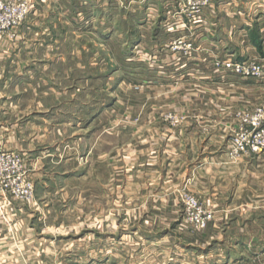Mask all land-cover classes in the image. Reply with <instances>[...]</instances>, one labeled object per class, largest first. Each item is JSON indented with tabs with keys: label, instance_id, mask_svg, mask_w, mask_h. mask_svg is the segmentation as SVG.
<instances>
[{
	"label": "rangeland",
	"instance_id": "1",
	"mask_svg": "<svg viewBox=\"0 0 264 264\" xmlns=\"http://www.w3.org/2000/svg\"><path fill=\"white\" fill-rule=\"evenodd\" d=\"M0 44L19 144L0 151L21 154L34 182L42 264H224L206 260L223 251L205 234L225 226L191 191L202 151L188 136L227 112L208 149L264 154V120L243 122L264 79L217 67L264 59V0H0ZM227 103L240 108L213 110Z\"/></svg>",
	"mask_w": 264,
	"mask_h": 264
},
{
	"label": "crops",
	"instance_id": "2",
	"mask_svg": "<svg viewBox=\"0 0 264 264\" xmlns=\"http://www.w3.org/2000/svg\"><path fill=\"white\" fill-rule=\"evenodd\" d=\"M10 67L0 53V150L19 149L18 141L12 134L14 125H9L13 112L7 108V103L1 104V82L7 84ZM2 90L7 91V86H3ZM213 107L214 111L223 112H235L240 108L228 103ZM213 116L216 117L207 119L204 127L200 121L192 124L188 136V151L194 152L195 143L197 151H202L201 162L193 163L188 172L192 178L191 191L214 212L213 226H225L221 232L204 233L206 245L219 240L223 251V255L208 254L206 260L222 257L224 264H253L256 259H264V154L232 162L226 160L224 153L214 155V149L212 152L208 146L212 147L211 143L222 136L219 132L234 121L231 122L232 115L227 112ZM194 130L200 134L193 133ZM32 151L29 146V156ZM185 153L180 149L178 156ZM144 192L142 188V203L146 207L148 203L143 202ZM34 207L33 204L13 203L12 207L7 208L6 200L0 198V264H42L41 260L48 258L50 250L43 248L45 246L39 242L36 225L39 217ZM219 250L214 249V252ZM141 253L143 257V250Z\"/></svg>",
	"mask_w": 264,
	"mask_h": 264
},
{
	"label": "built area",
	"instance_id": "3",
	"mask_svg": "<svg viewBox=\"0 0 264 264\" xmlns=\"http://www.w3.org/2000/svg\"><path fill=\"white\" fill-rule=\"evenodd\" d=\"M264 59L260 61L248 60L242 62H233L228 58L220 60L217 63L218 71L223 74L232 73L236 76H240L244 79L252 78L256 80L264 79ZM260 120H264V106L256 109L255 113L243 119V122L248 126H260L262 123ZM246 130L241 128L240 134L245 137ZM237 138L239 141L237 144L243 148L245 144L243 137ZM253 150H257L255 145L252 144ZM238 151V150H237ZM35 185L34 182L26 174L24 160L21 154L16 152H1L0 151V198L6 200V206L12 207V204H28L34 197ZM194 206L196 202L191 199ZM201 221V220H200ZM31 264V263H22ZM259 264H264L261 262Z\"/></svg>",
	"mask_w": 264,
	"mask_h": 264
}]
</instances>
